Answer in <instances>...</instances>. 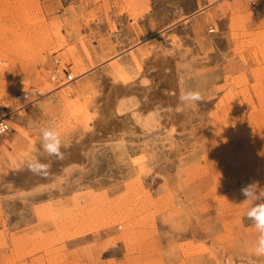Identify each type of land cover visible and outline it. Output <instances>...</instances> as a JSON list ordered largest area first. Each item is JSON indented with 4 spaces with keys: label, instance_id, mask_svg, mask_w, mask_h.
Listing matches in <instances>:
<instances>
[{
    "label": "rangeland",
    "instance_id": "obj_1",
    "mask_svg": "<svg viewBox=\"0 0 264 264\" xmlns=\"http://www.w3.org/2000/svg\"><path fill=\"white\" fill-rule=\"evenodd\" d=\"M256 1L0 0V264H264L247 216L264 196ZM56 55L79 76L60 89ZM27 83L46 95L23 107Z\"/></svg>",
    "mask_w": 264,
    "mask_h": 264
},
{
    "label": "clouds",
    "instance_id": "obj_2",
    "mask_svg": "<svg viewBox=\"0 0 264 264\" xmlns=\"http://www.w3.org/2000/svg\"><path fill=\"white\" fill-rule=\"evenodd\" d=\"M203 100V96L199 91L185 92L180 90L178 101L181 106L187 108L189 111H195L199 102ZM44 140L46 141L42 146L44 150L50 155L56 158H62L61 148L63 147L60 139V133L58 131H44ZM29 170L35 174L46 172V166L43 164L28 165ZM256 184H249L241 189V194L250 196ZM264 191V189H262ZM258 203L253 206L248 212L247 216L254 219L255 227L260 231L261 235L257 245L254 247V255L256 257H264V196L257 197Z\"/></svg>",
    "mask_w": 264,
    "mask_h": 264
},
{
    "label": "built area",
    "instance_id": "obj_3",
    "mask_svg": "<svg viewBox=\"0 0 264 264\" xmlns=\"http://www.w3.org/2000/svg\"><path fill=\"white\" fill-rule=\"evenodd\" d=\"M249 3L253 9L257 8L258 3L255 0H249ZM214 29L212 30V32ZM97 43L96 40L93 41L95 45ZM53 63L48 67V77L49 81L53 86H56L57 89L68 86L69 84L74 83L79 76H77L71 65L64 62V60L56 55L53 58ZM1 65V63H0ZM26 89L20 91L17 96L18 102L23 107H28L35 103L36 101L43 98L46 93L40 87L30 85L29 83ZM6 106L0 102V136L5 135L11 130V125L9 123V115H5Z\"/></svg>",
    "mask_w": 264,
    "mask_h": 264
},
{
    "label": "bare ground",
    "instance_id": "obj_4",
    "mask_svg": "<svg viewBox=\"0 0 264 264\" xmlns=\"http://www.w3.org/2000/svg\"><path fill=\"white\" fill-rule=\"evenodd\" d=\"M256 1V0H255ZM158 43V42H157ZM98 45V43H96L94 46H97ZM160 48V47H159ZM152 50H153V48H152ZM159 50V52H161L162 53V49H158ZM144 51V50H143ZM142 51V52H143ZM155 52V51H154ZM146 53V52H145ZM168 53V52H167ZM147 54V53H146ZM176 54V53H175ZM176 57V56H175ZM146 58H147V56H146ZM145 57H144V59H146ZM166 54H165V52H163V58L161 59V64H159L160 66H163L164 64H163V62L165 63L166 62ZM151 59V58H150ZM149 59V60H150ZM148 60V61H149ZM53 63V62H52ZM156 65V64H155ZM148 67V66H147ZM152 73V72H151ZM154 74V73H153ZM154 82V81H153ZM88 85V84H87ZM115 86V85H114ZM118 88H119V84H118ZM124 88V87H123ZM142 89V88H141ZM117 90H119V89H117ZM116 92V91H115ZM118 92V91H117ZM172 93V92H171ZM116 94V93H115ZM127 94V93H126ZM125 95V94H124ZM132 95V94H131ZM116 96V95H115ZM138 96V95H137ZM112 98V97H111ZM109 99V97H107V100ZM109 105V104H108ZM108 108V107H107ZM120 108V107H119ZM123 111V110H122ZM108 113V112H107ZM109 114V113H108ZM115 117V116H114ZM110 118V117H109ZM118 118V117H117ZM107 119V118H106ZM109 120V119H108ZM125 120V119H124ZM109 124V123H108ZM119 124V123H118ZM123 125V124H122ZM115 126V125H114ZM120 127V126H119ZM138 127V126H137ZM112 128V127H111ZM120 129V128H119ZM107 130V129H106ZM110 131V130H109ZM118 133V132H117ZM26 164V163H25ZM29 170V169H28ZM27 171V170H26ZM17 172V171H16ZM25 172V171H24ZM22 170H21V174H25ZM30 173H32V172H30ZM5 175L6 176H9V175H11V174H9V171L7 170L6 172H5ZM17 175V174H16ZM222 263V262H221ZM220 263V264H221Z\"/></svg>",
    "mask_w": 264,
    "mask_h": 264
},
{
    "label": "crops",
    "instance_id": "obj_5",
    "mask_svg": "<svg viewBox=\"0 0 264 264\" xmlns=\"http://www.w3.org/2000/svg\"><path fill=\"white\" fill-rule=\"evenodd\" d=\"M61 58L64 60V62H66L67 64L71 65L73 70H74V65H73V62L70 60V58L62 55Z\"/></svg>",
    "mask_w": 264,
    "mask_h": 264
}]
</instances>
